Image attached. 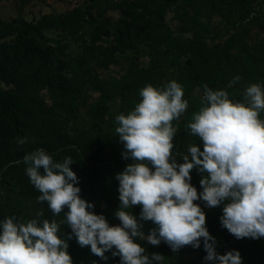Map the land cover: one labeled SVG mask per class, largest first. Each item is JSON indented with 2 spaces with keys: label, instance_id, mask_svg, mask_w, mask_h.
Here are the masks:
<instances>
[{
  "label": "trees",
  "instance_id": "trees-1",
  "mask_svg": "<svg viewBox=\"0 0 264 264\" xmlns=\"http://www.w3.org/2000/svg\"><path fill=\"white\" fill-rule=\"evenodd\" d=\"M28 1L20 0L22 5ZM88 1L36 20L0 18V221L55 220L60 224L57 234L67 240L72 264H121L112 251L102 259L90 246L81 247L74 235L68 238L71 229L61 223L67 209L54 215L47 202L38 201L40 193L26 174L24 155L42 148L56 162L71 157L69 167L78 178L80 197L93 205L90 211L104 215L110 226L120 224L113 214L119 206L116 174L133 161L122 156L125 149L115 132L116 116L134 109L145 85L162 89L175 80L188 108L172 122L177 129L172 155L182 163L190 144L203 150L202 141L185 127L202 107L203 85L225 90L234 102H243L246 87L253 83L264 89V10L255 11L254 0H120L113 3L119 10L116 20H98L91 12L98 0ZM171 6L178 23L174 34L165 30ZM214 17L226 23L229 34L212 51L207 39ZM248 26L259 30L253 40ZM140 58L147 59L145 68ZM121 60L127 62L122 74H102ZM235 76L240 80L233 83ZM259 118L264 120V110ZM25 137L26 144L16 143ZM190 176L199 193L201 174L194 167ZM222 208L223 202L205 214L215 251L235 250L241 264H264V237L237 239L221 224ZM140 210L139 205L127 209L138 220ZM140 222L145 234L155 226ZM137 242L146 254H162L163 264H195L186 259L190 250L206 255L203 238L199 248L188 245L175 253L163 241L158 246Z\"/></svg>",
  "mask_w": 264,
  "mask_h": 264
},
{
  "label": "clouds",
  "instance_id": "clouds-1",
  "mask_svg": "<svg viewBox=\"0 0 264 264\" xmlns=\"http://www.w3.org/2000/svg\"><path fill=\"white\" fill-rule=\"evenodd\" d=\"M239 80L233 77V83ZM139 95L133 110L115 118V132L125 149L122 156L133 161L116 174L119 206L113 214L120 224L110 226L104 215L90 211L93 205L80 197L78 178L69 167L71 157L56 162L42 148L23 157L26 174L40 193L38 201L47 202L54 215L67 209L61 223L71 229L68 238L74 235L81 247L90 246L102 259L112 251L121 264H163L162 254H146L137 241L154 246L163 241L175 253L188 245L199 248L203 238L205 261L241 264L238 251H215L205 213L194 201L203 200L208 207L223 202L221 224L237 239L264 237V120L259 118L264 89L253 83L246 87L243 102H234L225 90L204 84L202 107L185 126L202 141L203 150L190 144L182 163L172 155L177 131L172 122L188 108L182 86L175 80L162 89L149 84ZM27 142L26 137L16 140L21 146ZM194 167L201 174L199 193L190 183ZM136 205L141 208L139 220L127 211ZM140 221L155 226L146 235ZM59 230L55 220L24 224L6 217L0 221V264H72Z\"/></svg>",
  "mask_w": 264,
  "mask_h": 264
},
{
  "label": "rangeland",
  "instance_id": "rangeland-1",
  "mask_svg": "<svg viewBox=\"0 0 264 264\" xmlns=\"http://www.w3.org/2000/svg\"><path fill=\"white\" fill-rule=\"evenodd\" d=\"M120 0H98L91 7L92 15L100 20L101 18H110L116 20L119 16V10L114 6L113 3H119ZM91 3L88 0H29L25 4H21L20 0H0V18L3 20H12L17 16L24 17L26 20H36L43 14L54 13L62 14L65 13L76 6L82 4ZM255 11L264 10V0H254ZM175 9L173 6L168 9L165 15V30L167 33L174 34L177 31L178 23L175 19ZM249 27V26H248ZM212 36L207 39V42L212 51H215L216 45L224 40V38L229 34L226 23L218 17H214L212 21ZM258 28L256 26L249 27V34L251 40L255 39L258 33ZM49 37H55V34L47 33ZM260 36V35H259ZM264 37V32L261 34ZM111 39H108L110 41ZM140 66L145 68L147 59L140 58ZM127 66V62L121 60L117 64H112L107 72H102V74L110 73L115 76L122 74ZM198 204L202 211L210 213L215 207H208L206 202L196 203ZM147 235V234H146ZM147 242L146 240H142ZM148 243V242H147ZM158 246V245H155ZM193 259L195 264H214L212 261H205L202 254L196 250L189 251L186 254V259Z\"/></svg>",
  "mask_w": 264,
  "mask_h": 264
}]
</instances>
